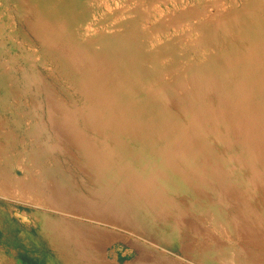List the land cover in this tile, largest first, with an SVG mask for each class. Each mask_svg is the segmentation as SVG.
Instances as JSON below:
<instances>
[{
  "label": "rangeland",
  "instance_id": "rangeland-1",
  "mask_svg": "<svg viewBox=\"0 0 264 264\" xmlns=\"http://www.w3.org/2000/svg\"><path fill=\"white\" fill-rule=\"evenodd\" d=\"M17 1L0 0V264L91 261L93 235L79 237L66 220L70 217L52 204L42 177L20 183L8 179L16 164L38 167V145L50 144L47 128L42 129L45 95L57 101L60 115L77 127L83 124L80 115L99 111L101 117L92 122L104 117L116 121L117 114L104 112L111 102H120L115 109L145 127L137 112L141 108L144 121L153 115L161 132L143 136L141 152L137 144L128 145L127 156H140L137 162L125 158L131 170L145 166L150 180L159 169L158 152L165 143L170 144L166 148L186 145L188 152L176 155L203 170L183 172L182 181L189 177L192 186L210 187L206 195L211 197L220 195V187L244 196L234 207L233 199L226 197L200 206L180 199L183 205L166 209L191 219L190 227H178L165 241L170 250L159 242L145 253L154 264H264V0ZM36 12L46 22L42 20V44L26 27ZM124 30L132 40L120 46L126 67L116 59V70L106 72L109 81L101 69L80 68L63 55L70 38L83 34L97 47L107 41L116 46L113 39ZM98 77L103 81L94 85ZM206 162L211 169L204 167ZM179 164L177 160L182 170ZM199 179L211 185L203 186ZM157 180L171 182L166 175ZM219 180L224 186L216 183ZM172 185L164 193L175 200ZM107 230L110 238L97 256L110 264H139L140 251L131 245L137 241L141 246L139 236L114 226ZM177 234L182 242L173 243ZM179 245L185 257L183 251L178 255Z\"/></svg>",
  "mask_w": 264,
  "mask_h": 264
},
{
  "label": "bare ground",
  "instance_id": "bare-ground-1",
  "mask_svg": "<svg viewBox=\"0 0 264 264\" xmlns=\"http://www.w3.org/2000/svg\"><path fill=\"white\" fill-rule=\"evenodd\" d=\"M17 3L18 1L15 0V4ZM27 10L30 11L32 8L29 7ZM42 20L45 22L41 14L36 12L32 17L30 16V20L26 23L30 35H34V38L41 44L46 37V32L42 29L44 27ZM49 27L53 26L51 25ZM126 30L129 31L128 29ZM126 30L114 37L113 40H116V46H109L107 41L106 43L98 42L100 46L97 47L93 45V43L85 41L89 37L80 34L78 37L69 39L70 41L67 44L68 47L63 55L68 57L66 59H70L73 63L77 61V65L80 68L88 67L90 69L92 68V70L99 68L102 70L100 73L101 75H107L106 72L108 68H110L111 71H114V69L116 70V59L120 58L124 63L125 54L121 52V47H127L132 44L131 37L129 38ZM133 35H135V32L132 36ZM57 47L61 49V46ZM116 53L119 56L116 57ZM124 66L126 67V63H124ZM91 76H89V78H91ZM100 78L101 77H98V79L94 80V82H96L94 85L103 81V79ZM106 80H110L108 75L106 76ZM45 94L46 93H44V95ZM42 102L45 106L43 113L46 120V123L43 124L44 126L42 125V129H44L43 127L47 128L45 134L50 144L46 147L42 146V144L38 145V148L42 149L39 156L40 163H38V167L22 165L20 163L16 164L13 172L9 174L8 179H10V182L20 183L24 180L32 179L34 176L43 178V186L49 192L52 198V204L56 207L59 214L61 213L62 215L63 213L70 217V219L66 220L71 222L77 234H80L79 237H81V239L85 237L88 239L91 234L93 235V243L91 244L94 249L90 255L91 261L87 258L88 262L86 264L109 263L104 261V256L97 255L101 245H104L110 238L109 233L111 232L107 229L111 226L121 228L123 231L128 229L133 230L135 235L139 236V239L142 241L141 246H138L139 243H137V241L131 244L134 246V250L136 247L137 250L140 251L139 257L141 260L139 264H154L155 261L150 259L145 253L147 251L151 252V248L155 243L159 245L160 242L168 245L169 243L167 242L170 241L169 239L174 235L173 233H175V230H177L178 227L182 228L186 223L189 225L188 223L191 222L189 218L188 220L187 218L184 219L180 216L166 213V209L168 210L183 205L184 203H181L180 199L184 200L185 203L188 201L189 205L200 206L199 204L201 203L211 205L216 199L219 201L226 197L233 199L232 205L234 207L235 200H240L241 197H244L235 190L230 191L232 188L229 190L226 189L225 191L221 187V190L218 191L220 195L216 194L211 197L210 195H206L210 187L206 190H201L199 187H196V184L192 186L189 177H186L185 181H182L179 177L183 175V172H192L194 169L202 168V165L200 166L199 163H191L190 160H185L183 156L178 157L176 155L188 152L186 145L175 147V144H172L171 148H166L170 144L168 142L165 143V148H163L161 152H158L160 160L158 163L159 169H156L157 172H154V169L149 170V172L153 171L155 173V176L150 180L148 178V180L146 179L147 174L145 175V166H139L137 169L131 170L125 158L137 162L140 156H127L131 149L128 145L137 144L138 150L141 152L144 149V143L140 142L142 137L161 132V127L153 122V115L149 121H144L145 117L140 112L142 111L141 108H139L137 112L140 115L139 120H142L145 127H143L142 124L139 126L137 123H134V125L131 122L133 118L129 116L126 111L119 113L118 109H115V106H120V102L116 104L111 102V106L104 111L110 115L117 114L116 121L113 118L107 119L104 117L102 121L92 122L91 118L98 119L101 117L99 111L88 113L87 116L80 115L83 124L82 127H77L74 125L75 122H73V120L70 122L67 115L65 116L64 113L60 115L62 113V108L57 104V101L55 102L53 99L49 98L48 95H45ZM73 114L75 116L78 114L76 109ZM198 148L199 147H197V149ZM170 156H173V158L171 159ZM177 160L181 161V166L180 164L179 166L183 167L182 170H178V167L175 165ZM215 165L217 166L218 163ZM46 166L50 167L48 168ZM205 166L210 168L212 165H210V162H206V164H204V167ZM184 169H186V171H184ZM165 175L169 177L171 182H159L157 180V177ZM217 176L218 179L223 177L222 173ZM123 177H127L126 180H123ZM128 177L134 178V180H129ZM223 180H219L216 183L224 186L225 182ZM178 182L179 188L177 187ZM171 183H173L171 186L172 192H175V194L177 193L175 200L166 196L164 193L165 190H169ZM200 184L203 186H210L211 182L200 180ZM152 191L156 192V195H150ZM177 200H180V202L177 203ZM254 236L255 235H251L250 237L254 238ZM250 237H248L249 242L255 241ZM139 239L137 240L139 241ZM173 239L174 243L177 241L182 242L181 239L183 238L182 235L179 236V234H177V237ZM166 240L167 242H165ZM258 240L261 241V239ZM87 245L89 247L90 244H86V246ZM128 245H130V243ZM170 246L171 245L167 246L169 248L165 247V250H170ZM180 248L185 249L179 245V249ZM155 251L157 250L155 249ZM182 251L183 250L179 251L178 255L182 256L184 252ZM185 256L186 253L184 254V257Z\"/></svg>",
  "mask_w": 264,
  "mask_h": 264
}]
</instances>
